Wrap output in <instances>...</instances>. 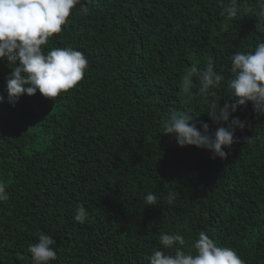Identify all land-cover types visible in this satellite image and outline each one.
<instances>
[{
  "label": "trees",
  "instance_id": "obj_1",
  "mask_svg": "<svg viewBox=\"0 0 264 264\" xmlns=\"http://www.w3.org/2000/svg\"><path fill=\"white\" fill-rule=\"evenodd\" d=\"M238 4L227 19L216 0H88V13L77 6L45 46H72L89 60L85 78L55 101L37 92L8 104L11 69L0 61V182L9 195L0 264H30L27 245L40 231L56 241L52 264H148L159 234L173 231L186 247L206 231L246 264H264V116L251 102L238 106L232 115L246 123L226 159L161 134V119L185 109L198 130L203 121L215 132L207 101L190 99L183 77L212 56L229 78L230 56L264 40L248 12L256 0ZM210 99L223 106V84ZM148 192L177 200L145 206ZM81 204L83 225L73 219Z\"/></svg>",
  "mask_w": 264,
  "mask_h": 264
},
{
  "label": "clouds",
  "instance_id": "obj_2",
  "mask_svg": "<svg viewBox=\"0 0 264 264\" xmlns=\"http://www.w3.org/2000/svg\"><path fill=\"white\" fill-rule=\"evenodd\" d=\"M216 3L221 17L235 19L241 12L238 0ZM87 4L88 0H0V61L7 62L11 69L4 81L8 104L14 107L23 95L33 96L37 92L55 101L85 78L89 60L83 51L72 46H45L67 28L77 6H82L80 11L87 14ZM256 4V9L249 7L248 12L258 17L256 31L264 34V0H256ZM229 63V78L216 69L212 56L203 67L193 63L183 77L181 90L190 99L198 96L207 101L206 114L217 126L215 132L209 135V124L203 121V132L198 130L195 117L185 109L161 119V134L169 135L179 147L196 146L208 150L212 159L227 158L225 148H231L235 132L244 129L246 123L232 115L238 106L247 107L251 102L255 118L264 116V40L257 41L252 50L235 51ZM221 84L228 99L217 108L210 97ZM4 102L5 95L0 93V103ZM8 199L6 187L0 182V203ZM161 200L174 205L177 193L160 197L148 192L144 196L145 206H155ZM87 216L88 211L81 204L73 219L83 225ZM55 245L53 236L37 232L35 242L27 245L30 264H52L57 259ZM147 259L148 264H246L236 249L217 244L206 231L198 232L190 247H186L182 233L161 232Z\"/></svg>",
  "mask_w": 264,
  "mask_h": 264
}]
</instances>
